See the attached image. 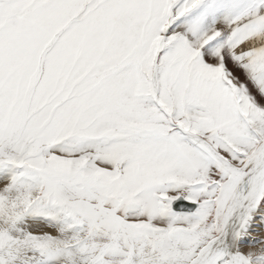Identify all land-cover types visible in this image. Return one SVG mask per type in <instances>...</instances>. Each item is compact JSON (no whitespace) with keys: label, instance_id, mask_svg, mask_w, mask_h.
<instances>
[{"label":"snow or ice","instance_id":"snow-or-ice-1","mask_svg":"<svg viewBox=\"0 0 264 264\" xmlns=\"http://www.w3.org/2000/svg\"><path fill=\"white\" fill-rule=\"evenodd\" d=\"M0 264H264V0H0Z\"/></svg>","mask_w":264,"mask_h":264}]
</instances>
